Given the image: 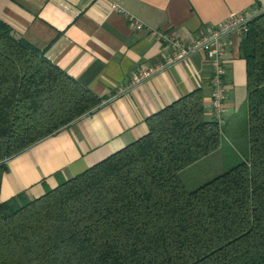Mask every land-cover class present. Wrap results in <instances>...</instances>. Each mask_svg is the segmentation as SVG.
<instances>
[{
  "label": "trees",
  "instance_id": "1",
  "mask_svg": "<svg viewBox=\"0 0 264 264\" xmlns=\"http://www.w3.org/2000/svg\"><path fill=\"white\" fill-rule=\"evenodd\" d=\"M242 35L245 159L185 186L181 169L221 138L192 90L84 172L33 200H0V264H264V11ZM100 102L0 22V182L10 157Z\"/></svg>",
  "mask_w": 264,
  "mask_h": 264
},
{
  "label": "crops",
  "instance_id": "2",
  "mask_svg": "<svg viewBox=\"0 0 264 264\" xmlns=\"http://www.w3.org/2000/svg\"><path fill=\"white\" fill-rule=\"evenodd\" d=\"M257 0H0V22L14 38L37 49L46 60L101 98L100 104L56 133L10 157L0 182V200L19 194L33 200L147 132V118L181 96L200 88L206 118H211L210 68L196 52L165 65L137 85L133 72L164 63L167 50L148 29L171 31L184 40L204 26L252 8ZM116 4L122 9L117 12ZM132 16L146 29L138 30ZM242 34L230 33L224 55L226 112L217 149L208 157L219 163L204 168L212 176L223 169V150L248 151L246 63L240 52ZM228 164V163H226ZM214 168V169H213ZM218 168V171H217ZM210 171V172H209ZM214 172V173H213ZM213 173V174H212ZM195 176H193L194 178ZM203 178L205 179L206 176ZM201 178L200 180H202Z\"/></svg>",
  "mask_w": 264,
  "mask_h": 264
},
{
  "label": "built area",
  "instance_id": "3",
  "mask_svg": "<svg viewBox=\"0 0 264 264\" xmlns=\"http://www.w3.org/2000/svg\"><path fill=\"white\" fill-rule=\"evenodd\" d=\"M113 8L117 12H122V9L116 4H113ZM263 11L264 0H257L250 9L231 14L216 25L204 26L199 30L196 37L189 40H184L171 31L162 32L148 29L156 38L163 41L164 47L167 50V58L164 63L137 69L131 76L130 84L137 85L162 69L165 65L182 60L193 53L202 52L210 68L208 81L210 88V114L212 119H216L218 123L221 122L223 114L226 112L225 95L227 87L225 76L227 69L224 55L227 37L230 33L244 34L247 29V23L255 15ZM128 20L133 23L136 29H146L142 22L136 18L128 16Z\"/></svg>",
  "mask_w": 264,
  "mask_h": 264
},
{
  "label": "rangeland",
  "instance_id": "4",
  "mask_svg": "<svg viewBox=\"0 0 264 264\" xmlns=\"http://www.w3.org/2000/svg\"><path fill=\"white\" fill-rule=\"evenodd\" d=\"M241 153H243L242 150H236L235 148H234V150L228 149V150L221 151L220 155H223L224 157H225V155L229 156V157H227V159L225 161H222L223 170H227V169L231 168L233 165L240 162L241 159L236 158V156L242 155ZM214 155L212 157H208L207 159L200 161L199 163L194 165L191 169H188L189 171H187V173L183 174L182 177H183L184 182L186 183L187 188H191V187L193 188V187L199 185L200 183L205 182L208 179H210L211 177H213V176H209V174H206L204 171V168H209V167L213 166L214 164L216 165L217 163H219L218 157H214ZM226 163H228V164H226ZM217 171H218V168H217ZM215 173H218V172H215ZM213 175H216V174H213ZM193 176H195V177L193 178ZM203 176L204 177L206 176V178L204 179ZM201 178H203V179L200 180Z\"/></svg>",
  "mask_w": 264,
  "mask_h": 264
}]
</instances>
